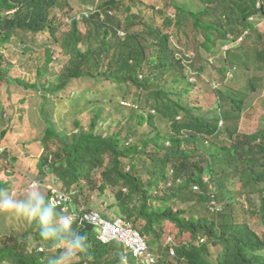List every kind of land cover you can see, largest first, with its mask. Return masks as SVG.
<instances>
[{
    "label": "trees",
    "instance_id": "obj_1",
    "mask_svg": "<svg viewBox=\"0 0 264 264\" xmlns=\"http://www.w3.org/2000/svg\"><path fill=\"white\" fill-rule=\"evenodd\" d=\"M164 1L175 12L158 11L161 24L160 18L132 14L123 0L94 3L96 12L85 16L88 28L82 34L75 20L68 30L61 25L71 14L69 0H0V142L18 111L39 128L21 143L34 168L6 148L0 159L7 157L29 174L50 171L49 195L54 188L78 189L76 212L93 209L79 201L86 188L110 192L146 238L144 253L156 257V264H264V229L255 231L247 216L260 215L264 224V131L239 134L228 126L227 142L219 128L243 111L245 87L226 84L228 73L249 72L252 59L263 58L258 43L264 38L259 26L264 0H195L198 7ZM120 8L127 12L125 20L117 14ZM139 23L141 30H133ZM200 32L202 54L188 55ZM49 39L69 56L59 67L52 66L56 50ZM226 45L234 50L228 56L239 55L235 61L224 58L227 67L219 69L215 111L210 98V106L196 104L191 92L198 91L201 73L211 64L203 51ZM34 55L36 62L28 64ZM40 101L42 107L34 108ZM86 105L97 108L88 127L79 116ZM111 117L110 128L97 132L100 121ZM2 172L8 170L1 167ZM0 188H10L9 181L0 179ZM215 197L220 207H213ZM73 229L88 240L87 253L73 264H141L121 243L102 244L93 225L74 222ZM39 232L34 220L23 239L4 240L0 264H47L59 255L61 250L40 251L58 244L44 241ZM184 233L190 234L189 243L181 241ZM172 241L178 243L174 254Z\"/></svg>",
    "mask_w": 264,
    "mask_h": 264
},
{
    "label": "rangeland",
    "instance_id": "obj_2",
    "mask_svg": "<svg viewBox=\"0 0 264 264\" xmlns=\"http://www.w3.org/2000/svg\"><path fill=\"white\" fill-rule=\"evenodd\" d=\"M70 3L66 7V9H72L71 14L69 17L66 15V23L61 24L64 30H68L70 28V21L69 18L75 17L78 14L85 11L88 6L93 7L96 12V4H102L103 2L107 0H69ZM125 2V6L131 7V13L137 14L139 16H143L144 19L153 17L154 19H158L159 14L158 11H163L165 9L170 15H173L175 12V9L173 6L166 7L164 0H123ZM182 2H185L188 6H194L198 7V4L195 0H179ZM94 3H96L94 5ZM158 7V9H156ZM200 7V5H199ZM117 14L120 16L122 20H125L127 12H123L120 8V10L117 12ZM142 14V15H140ZM124 22V21H123ZM162 18L158 20V24H161ZM261 28V32L264 34V20L260 22L259 24ZM87 22H81L78 23V29L82 34H85L87 31ZM142 24H137L136 26H132L133 30H141ZM50 35V34H49ZM49 35H45L47 38ZM203 33L200 32L199 37L197 38V41L191 45L186 52H189L188 55H195V52L201 53L202 49V43L204 40ZM117 37L115 33V38ZM49 47L51 49H55L56 52L53 51L54 57H53V67H59L62 64H64L68 59V57H65L64 53L60 51L58 47V42L55 40H47ZM173 41L176 42V39L173 38ZM179 45L178 43H176ZM260 46V49L264 47V38L260 43H258ZM180 46V45H179ZM230 46V45H228ZM218 49H215L213 53H210L208 51H203L204 55L209 56L207 58V61H209L211 64L206 65V69L201 73V77L198 82V91L193 90L191 92V99L196 104H208L209 98L212 102V107L216 111L218 106L215 100L212 99L213 96H215L213 93V90L219 83V77L221 76L219 73L220 68H226L227 64L225 62L226 57H228L230 60H234L235 55H239V53H233L230 56H228L229 52L231 53L233 50L228 51L220 48L219 46H216ZM218 52H222L220 56H218ZM243 53V52H242ZM45 49L41 50L38 56H44ZM202 54V53H201ZM35 57V55H34ZM254 59V58H253ZM14 61H16L15 58H13ZM37 60V57H35L34 60L27 61L28 64H34ZM34 62V63H33ZM206 63V62H204ZM233 63V62H231ZM235 77L233 79H230L232 77H228L225 81L226 84H234L236 87L243 88L248 84L249 77L234 74ZM252 75L258 77V79L254 80V83L257 86V89H247V96L245 97V102L243 104V111L242 116L240 119L232 120L230 123L233 126H236L241 132L244 133H254L256 131H264V63L262 61H257L254 64V67L252 69ZM231 76V74H230ZM28 78V76H27ZM107 84V83H106ZM201 87V90H200ZM232 93L236 92V89L232 88L230 90ZM28 95L30 94L28 91H25ZM40 93V92H39ZM36 93V94H39ZM32 95V94H31ZM30 96V95H29ZM17 98H15V104L19 108V104L17 103ZM39 106L34 104V108H41L42 107V101H40ZM209 105V104H208ZM210 106V105H209ZM88 105L85 106V110L82 113V110L80 111L81 115H79L83 119V123L85 126L88 127L89 123L91 122V119L95 112H97V108L93 109L89 107L86 109ZM104 107H108L107 104H104ZM225 107L223 108V110ZM68 111V110H67ZM38 116L39 112L36 111ZM42 116V115H41ZM64 115H61L59 117H63ZM43 117V116H42ZM113 123L112 117L105 120L100 121L99 126L97 128V132H104L108 128H110L111 124ZM228 123L226 122L224 126H226ZM5 125V123H4ZM115 126H113V130ZM10 130L5 133V136L0 142V149L6 148L10 152V154L17 155L22 161H24L28 166L34 168L35 164L28 159V155L26 154V157L24 158L23 153V147L21 146V143L28 141L31 139L30 137H33L35 134L36 129L34 128L32 121L29 117H25V119L20 117V112L18 111L16 114V118L14 122H12V125L9 128ZM61 131V128H60ZM34 133V134H33ZM37 136L40 135V133H36ZM20 139L18 140V138ZM29 138V139H28ZM18 140V141H17ZM35 153L40 154V149L35 148ZM1 152V151H0ZM24 158V159H23ZM6 168L8 170L7 174H4L2 172L0 174L1 180H8L10 183V188H8V191H11V193H14L15 196H17V199H22L24 196H26L27 192L29 191L30 185L35 182L39 185L40 190L45 193L46 196H48L50 188H51V182L53 175L49 171V173L43 175V174H29L23 167L20 166H14L10 164V161L7 157L0 159V168ZM235 183V190H238L239 183L237 182V179H234ZM82 196H79L80 202H86L88 205L92 206V208L95 209V211H99L104 213L103 215L109 219H112L115 215H118L117 213L119 209V205L116 200H112L109 197L112 198L110 192L104 193L101 192L98 188L92 187V188H86L84 192L81 194ZM257 197V194H255ZM108 203V205H111L110 209H105V203ZM105 202V203H104ZM248 221L252 228L261 233L264 229L262 217L260 215H251L247 214ZM33 221H29L27 218L17 215L15 212H0V248L4 245V240L9 238V236H20V238L23 239L22 234L29 230V228L33 225ZM21 239V240H22ZM29 247L32 249L34 242H33V234L29 235ZM191 240V236L189 233L182 234L181 241H184L185 243H189ZM22 243V241H20ZM67 242L65 241V244ZM175 244H178L175 242ZM47 254H56L58 250L63 251V247L59 244L49 249L45 247ZM212 250H216L215 247H212ZM75 261V259H74Z\"/></svg>",
    "mask_w": 264,
    "mask_h": 264
},
{
    "label": "clouds",
    "instance_id": "obj_3",
    "mask_svg": "<svg viewBox=\"0 0 264 264\" xmlns=\"http://www.w3.org/2000/svg\"><path fill=\"white\" fill-rule=\"evenodd\" d=\"M93 7L88 6V8L82 13L78 14L74 18H69V21L75 20L78 23L84 22L83 20L85 16H87V13L91 14V12H95ZM224 48L229 49L230 46L226 45ZM262 57L263 58L256 56L254 57V59H252L251 65L249 67V72L244 71L238 74V76L244 75L249 77L248 84L241 92L244 96V99L242 100V106L245 102V97L247 96V89H257V86L254 83V80L257 79V77L252 75V69L254 67L255 60L256 62L262 61L264 63V55ZM228 77H232L230 79H233L235 77L234 71H230L227 75V78ZM211 94H214V91ZM221 110L226 111L227 109L225 107L224 110L223 108ZM237 119L240 118L232 117L231 119H225L220 123L219 128L221 131V140L229 142V138L226 133L228 126L239 134H245L244 132H241V130H239L236 126H233L230 123L232 120L237 121ZM225 121H227L228 123L226 126H224L225 124L223 123ZM231 132L233 133V131ZM0 151L2 152L3 150L0 149ZM233 188L235 190V186ZM78 191V189L69 191L68 189L60 190L54 188V192L51 195L48 194V199L45 193L40 190L39 185L33 182L30 185L29 191L27 192L26 196H24V198L22 199H17L15 198L14 193H10L8 190L0 188V212H15L17 215H21L27 218L29 221L37 220L40 226V237L44 241L53 242L54 246L59 244L63 247V251H61L59 255L48 258L47 264H73L74 259L78 255L87 253V236L82 235L79 231L73 229L74 222H78V224L82 226H84L85 224L93 225L96 231L97 238L102 244H108L115 241L121 243L122 246L125 247L129 252H131L132 255L137 258L141 264H156V257H152L144 253L148 248V242L146 238L142 235L139 229H137L135 224L130 221L128 216L123 214V212H120L119 209L117 211V213L119 212V214L112 217V219L105 217L103 215L104 213L102 212L95 211L94 208L91 210H86L84 207H80L79 211H74L73 205L76 200H74L75 198L73 196L74 194L78 193ZM107 202L104 204L105 209H110L111 205H108ZM212 205L214 208L220 207L218 199L216 197L213 198ZM60 207L62 208L64 214L62 213V211L57 210V208ZM69 208L73 210L71 214H69ZM96 218L97 220H94ZM117 223H120L123 227L132 228L140 234L141 238L143 239L144 245L139 252L135 253L129 244L118 238V236L116 235ZM65 241L67 242L66 244ZM176 245L177 244H175V242L173 241L170 243L169 246L171 247V254H174ZM45 247L46 246L39 247L40 251L47 252Z\"/></svg>",
    "mask_w": 264,
    "mask_h": 264
},
{
    "label": "built area",
    "instance_id": "obj_4",
    "mask_svg": "<svg viewBox=\"0 0 264 264\" xmlns=\"http://www.w3.org/2000/svg\"><path fill=\"white\" fill-rule=\"evenodd\" d=\"M88 14L90 13H87V16ZM94 220H97V218ZM116 230V235L118 236V238L129 244L135 253L139 252L143 247V239L137 231L129 227H123L120 223H117Z\"/></svg>",
    "mask_w": 264,
    "mask_h": 264
}]
</instances>
